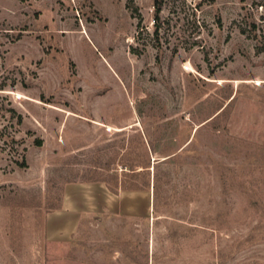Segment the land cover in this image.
<instances>
[{
    "label": "rangeland",
    "instance_id": "1",
    "mask_svg": "<svg viewBox=\"0 0 264 264\" xmlns=\"http://www.w3.org/2000/svg\"><path fill=\"white\" fill-rule=\"evenodd\" d=\"M0 0V264H264V0Z\"/></svg>",
    "mask_w": 264,
    "mask_h": 264
},
{
    "label": "trees",
    "instance_id": "2",
    "mask_svg": "<svg viewBox=\"0 0 264 264\" xmlns=\"http://www.w3.org/2000/svg\"><path fill=\"white\" fill-rule=\"evenodd\" d=\"M153 8H154V16H153V27H154V35L156 36V41L160 42V32L162 30L163 21L162 14L165 10L167 0H152Z\"/></svg>",
    "mask_w": 264,
    "mask_h": 264
}]
</instances>
